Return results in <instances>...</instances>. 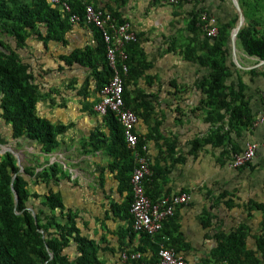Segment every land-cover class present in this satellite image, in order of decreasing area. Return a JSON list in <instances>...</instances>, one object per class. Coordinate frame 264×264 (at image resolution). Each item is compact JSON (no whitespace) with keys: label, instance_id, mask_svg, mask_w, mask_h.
<instances>
[{"label":"crops","instance_id":"obj_1","mask_svg":"<svg viewBox=\"0 0 264 264\" xmlns=\"http://www.w3.org/2000/svg\"><path fill=\"white\" fill-rule=\"evenodd\" d=\"M95 2L118 11L139 36L144 55L134 54V58L149 66L136 84L129 87V93L135 98L138 131L153 175L145 181L146 187L158 198L188 193L189 202L176 207L172 221L163 229L162 240L178 249V255L189 264L200 262L212 246L205 237L209 229L200 222L204 212L217 215L212 223L215 230L229 229L240 222L254 230L260 227L261 214L254 212L253 218H247L244 204L251 200L264 203V125L253 126L251 132L244 134L242 148L247 141L260 143L250 166L232 168L219 155L229 146L217 147L206 142L209 127L203 122L202 94L197 83L208 69L186 58L192 50L195 54L204 50V34L197 26H190L191 5H169L162 0ZM199 6L215 16L219 24L238 14L234 0H204ZM235 26L228 43L227 59L232 70L228 81L242 82L250 107L257 115L264 99V61L247 54L236 36L231 39ZM64 37L66 43L49 40L44 44L35 34L26 38L25 47L20 49L39 71L38 113L67 125L60 147L42 153L30 143L11 139L0 122V154L10 152L20 168L34 167L35 172L49 163H60L70 175L60 186L64 201L75 204V227L79 234L104 247L98 257L106 264H126L123 253L118 258L119 254L112 250L123 230L129 231L126 242L132 233L129 214L120 213L126 205L128 190L120 188L122 175L115 166L120 162L121 167L127 168V164L108 149L115 134L114 122L110 116H101L93 109L99 94L92 70L68 67L58 60L77 46L95 44V33L89 27L74 24ZM9 43L15 46L13 37ZM137 64L134 60L133 65L138 68ZM252 70L258 71L256 76L249 74ZM87 73L91 76L85 81ZM95 138L103 141V145L93 148ZM224 190L238 208L227 210L223 205L213 208L216 197ZM131 239L134 244L139 241L134 230ZM76 245L75 242V256Z\"/></svg>","mask_w":264,"mask_h":264},{"label":"trees","instance_id":"obj_2","mask_svg":"<svg viewBox=\"0 0 264 264\" xmlns=\"http://www.w3.org/2000/svg\"><path fill=\"white\" fill-rule=\"evenodd\" d=\"M203 1L180 2L191 5L190 26H197L204 34V50L200 54H195L192 50L186 58L208 69L197 83L202 94L200 103L204 111L203 122L209 127L206 142L217 147L229 146L223 153L220 151L219 155L225 158V162H230L233 155L243 150L244 134L246 131L251 132L257 115L250 107L242 82L228 81L232 76L227 59L228 43L230 32L238 23L239 16L236 14L224 24H219L216 18L218 33L209 37L203 30L204 21L201 15L204 12L212 14L199 6ZM237 2L243 14V23L236 35L237 41L247 54L264 61V0ZM68 4L69 11L61 5L51 4L48 0H0V122L6 126L5 130L11 139L30 143L45 154L60 147L67 125L55 123L38 113L37 106L41 97L39 71L35 69V63L28 61L20 53V49L26 45V38L37 34V38L44 44L49 40L66 43L64 35L73 25L70 16L77 14L82 18L86 4H92L96 9L109 13L120 23L128 22L118 11L96 4L95 0H70ZM77 26L91 28L95 33V44L77 46L69 54L59 56L58 60L68 67L75 65L76 68L83 67L88 71L91 69L99 94L112 75L105 58V44L100 31L86 24L83 18ZM10 37L14 38V47L9 43ZM139 41L137 35L135 41L124 45L128 56V71L122 76L125 107L131 109L136 116L138 112L133 105L135 98L131 97L129 87L136 84L149 66L134 58V54L142 57L144 55ZM134 60L138 63V68L133 65ZM257 73L256 70L249 72L251 76H256ZM90 76L91 73H87L85 81ZM132 90L135 92V89ZM105 116H110L115 130L114 137L108 143L109 153L127 164V168L121 167L120 162L115 166L122 175L119 176L120 188L128 190L126 205L120 209V213L127 212L131 218L129 206L133 198L130 183L135 164L133 152L124 141L123 129L116 117L111 113ZM92 140L93 148L103 145V141L99 139ZM137 147L148 157L146 149H142L145 144L140 135ZM251 162L247 165L250 166ZM19 169L16 158L10 152L0 154V264H106L98 257L104 247L79 234L75 227V204L63 199L60 183L70 179L68 171L58 162L49 163L39 172H35L34 167L30 166H24L22 171ZM152 176L144 177L142 184L146 195L151 201H155L158 197L149 193L145 183ZM222 192L216 197L213 208L220 205L227 210L239 207L231 200L228 191ZM244 209L249 219L254 217V212L261 214L259 228L254 230L247 223L240 222L229 229L215 230L212 223L217 215L204 212L200 222L202 227L209 229L205 237L211 241L212 246L199 259L201 264H264V203L251 200L244 204ZM170 221L171 217L165 219L162 229L154 235L134 230L139 240L134 244L131 239V219L132 233L128 242L126 240L129 231L123 230L121 238L117 240L116 249L112 247L113 253H118V258L125 253L126 264H158L160 247H172L162 240L163 229ZM174 250L178 254V249ZM136 253L139 256L132 258L131 255Z\"/></svg>","mask_w":264,"mask_h":264},{"label":"built area","instance_id":"obj_3","mask_svg":"<svg viewBox=\"0 0 264 264\" xmlns=\"http://www.w3.org/2000/svg\"><path fill=\"white\" fill-rule=\"evenodd\" d=\"M51 4L61 5L69 11L70 0H48ZM181 1L191 2L192 0H162L163 3L176 5ZM84 22L96 27L102 36L105 44V58L112 72L107 84L100 90L99 98L93 105V109L101 116L109 113L113 114L123 129V138L128 148L133 152L134 167L130 177L133 191V198L129 206V213L132 219L133 230L137 232L154 235L160 231L163 221L173 216L177 206L189 202L188 193H176L163 195L151 201L146 195L142 180L150 175L149 159L141 153L138 146L139 131L137 126V116L125 107L123 100V79L122 76L128 71L126 63L128 56L124 50V45L137 39L136 32L128 22H118L109 13L101 9H96L92 4H86L82 15ZM80 15L72 14L70 22L74 25L82 19ZM201 19L204 21L203 30L209 37H214L218 33L216 17L202 13ZM264 125V99L261 110L257 113L253 126ZM260 143L247 141L240 153L233 155L230 161L232 168L246 166L254 160ZM145 151V147H142ZM138 253L132 254V258H137ZM123 258L127 255L123 253ZM158 264H187L182 256L178 255L173 248L161 246L158 250ZM194 264H201L195 262ZM221 264H230L223 262Z\"/></svg>","mask_w":264,"mask_h":264},{"label":"water","instance_id":"obj_4","mask_svg":"<svg viewBox=\"0 0 264 264\" xmlns=\"http://www.w3.org/2000/svg\"><path fill=\"white\" fill-rule=\"evenodd\" d=\"M234 5H235V7H236V9H237V11H238L239 18H238V23H237V25L235 26L234 31H233V33H232V35H231V39H232V40L234 39V36H236L238 30L240 29V27H241V25H242V23H243V14H242V10H241V8H240V6H239L237 0H234ZM19 171H22V168H20Z\"/></svg>","mask_w":264,"mask_h":264},{"label":"rangeland","instance_id":"obj_5","mask_svg":"<svg viewBox=\"0 0 264 264\" xmlns=\"http://www.w3.org/2000/svg\"><path fill=\"white\" fill-rule=\"evenodd\" d=\"M71 204V203H70Z\"/></svg>","mask_w":264,"mask_h":264}]
</instances>
